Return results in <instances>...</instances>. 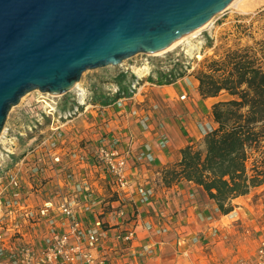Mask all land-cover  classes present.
Returning a JSON list of instances; mask_svg holds the SVG:
<instances>
[{"label": "built area", "instance_id": "2783aa9c", "mask_svg": "<svg viewBox=\"0 0 264 264\" xmlns=\"http://www.w3.org/2000/svg\"><path fill=\"white\" fill-rule=\"evenodd\" d=\"M141 79L130 83L126 98L137 97ZM80 84L64 94L41 93L34 101L42 107L33 117L25 113L31 107L27 101L3 128L0 264H133L144 255L136 249L137 231L131 226L140 213L136 201L143 186L132 164L134 149L119 144L128 132L114 107L122 106L125 95L107 103L89 83ZM113 84L110 92L122 93ZM128 137L131 142L133 135ZM21 139L26 150L18 153ZM4 160L12 165L3 168ZM117 220L125 228L111 233ZM218 230L213 226L210 235L220 237ZM205 264H264V238L249 258Z\"/></svg>", "mask_w": 264, "mask_h": 264}, {"label": "water", "instance_id": "95a60500", "mask_svg": "<svg viewBox=\"0 0 264 264\" xmlns=\"http://www.w3.org/2000/svg\"><path fill=\"white\" fill-rule=\"evenodd\" d=\"M232 0H0V135L29 92L59 95L90 69L170 46Z\"/></svg>", "mask_w": 264, "mask_h": 264}, {"label": "crops", "instance_id": "0c3cea01", "mask_svg": "<svg viewBox=\"0 0 264 264\" xmlns=\"http://www.w3.org/2000/svg\"><path fill=\"white\" fill-rule=\"evenodd\" d=\"M134 74L135 77H132L130 71L126 73L124 70L118 76L113 74L122 93L110 92L113 83H102L99 84L100 87H97L98 83L94 85V89L97 90L96 97L107 103L125 95L122 106L118 107V104L114 106L117 113L123 114L119 121L123 127H126L125 132H128L123 133L119 144L121 146L130 144L134 149L132 164L135 165L136 177L143 186V192L137 195L136 201L140 213L131 221V226L136 227L137 231L136 249L145 252L142 257H135L133 264H205L209 259L233 261L241 255L238 252L239 246L236 250L233 243L235 237H227L228 241L229 239L231 241L220 246L219 236L210 235L211 230L215 225L222 228L226 217H240L243 225L247 226V231L252 233L257 228L262 230L264 226L258 221L260 210L251 209V206L256 204L254 201L250 202V199L253 190L263 188L264 185L253 188L246 195L234 198L233 209L224 214L202 185L183 177L167 179L166 171L177 166L181 161L182 149L188 145L200 147L206 133L216 126L212 116V106L209 120L201 119L199 116L201 114H195L193 107L188 104L181 106L180 113L174 117L145 120L147 111L143 107L136 106L137 101H134L136 97L134 100L126 98L130 83L138 77L136 73ZM185 78L186 75L167 86H175ZM177 89L182 91L180 92L183 93L182 95L187 92L183 85ZM200 96L204 100L218 98H204L201 94ZM133 110L136 111L135 114L132 113ZM129 133L133 135L131 142H129ZM241 201L245 204L242 205ZM111 224V233L125 228L123 221L120 220ZM261 236L259 235L258 238ZM208 240L210 244H207Z\"/></svg>", "mask_w": 264, "mask_h": 264}, {"label": "trees", "instance_id": "16d2710c", "mask_svg": "<svg viewBox=\"0 0 264 264\" xmlns=\"http://www.w3.org/2000/svg\"><path fill=\"white\" fill-rule=\"evenodd\" d=\"M180 70L162 79L173 83L185 76ZM194 76L204 98H219L212 105L216 126L200 147L183 148L181 161L165 177L202 185L227 214L234 198L264 185V39L205 57Z\"/></svg>", "mask_w": 264, "mask_h": 264}, {"label": "rangeland", "instance_id": "374dc122", "mask_svg": "<svg viewBox=\"0 0 264 264\" xmlns=\"http://www.w3.org/2000/svg\"><path fill=\"white\" fill-rule=\"evenodd\" d=\"M263 39L264 3L257 6H248L245 3L239 9L227 7L215 15L213 22L209 25L195 35L183 39L177 46L168 51L157 55L138 53L126 60L121 66L111 65L87 70L83 73L81 80L89 83L93 90L97 91L94 89V85L97 83V87H100L99 84L102 83H117V78H114V75H118L125 66L130 68L129 71L132 73V77H135L133 66L149 65V72L141 79V85L145 84V86L141 88L136 100H134L137 101V107H143L147 111L149 120H162L174 117L180 113L181 106L184 104L193 107L195 114H201L199 115L201 119L209 120L211 106L219 98L204 100L200 96L197 86L198 81L194 76V72L199 68L200 62L205 57L223 55L229 48L253 45L255 41ZM180 69L185 70L186 78L175 86H167L169 83L162 77H166L172 71ZM180 85L186 88L187 92H184L186 93L185 98H182L183 93H180L182 91L177 89ZM40 94L39 90H35L24 95L20 103L13 106L9 111L6 124L13 123V118L21 113L22 105L27 103V101H31V107L25 109V113L28 117H33L36 111H39L42 107L41 104H36L34 101ZM24 120L25 117L22 118V121ZM75 122L80 124L82 118L76 119ZM24 145L25 141L21 139L18 153L26 150ZM11 165L9 160H4L2 166L7 168ZM251 194L250 202L254 201L256 205H259L253 206L255 208L251 206V209L258 208L260 210L258 221L264 226V187L253 190ZM241 204L244 205L245 202L241 201ZM223 223L224 226L218 230V234L221 235L219 237L221 239L219 245L223 246L230 242L231 240L229 239L228 241L227 237H235L233 243L236 250L238 249L237 246H239L240 251L238 252L241 254L238 257L249 258L256 251L261 238H264V227H262V230L257 228L253 233L252 231H247L248 228L243 225L240 217H226ZM217 226L219 227V225ZM229 226L230 229H228ZM259 235L262 236L258 238Z\"/></svg>", "mask_w": 264, "mask_h": 264}, {"label": "bare ground", "instance_id": "6f19581e", "mask_svg": "<svg viewBox=\"0 0 264 264\" xmlns=\"http://www.w3.org/2000/svg\"><path fill=\"white\" fill-rule=\"evenodd\" d=\"M248 4V6H257L260 5L262 3H264V0H232L227 7H233L236 9L241 8L243 5ZM226 7V8H227ZM215 16L213 18H211L207 23H205L203 26H201L200 28L189 32L185 35H183L182 37H180L179 39H177L176 41H174L170 46H168L167 48L160 50L158 52L153 53V55H157V54H161L164 53L165 51H168L169 49H172L173 47L177 46L183 39L189 37V36H193L196 33H198L201 29H203L204 27H206L207 25H209L211 22H213ZM149 65H145V66H133V71L139 76V77H144L148 72H149ZM82 80H79L76 85L80 86ZM29 94V93H28ZM24 97V96H23ZM22 99V98H21ZM4 130L2 131L1 135H0V139L3 135Z\"/></svg>", "mask_w": 264, "mask_h": 264}]
</instances>
